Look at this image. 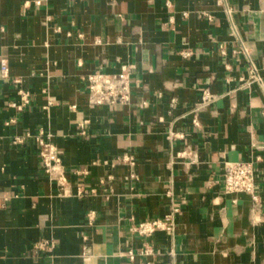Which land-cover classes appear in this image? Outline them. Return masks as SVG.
Returning <instances> with one entry per match:
<instances>
[{
    "label": "crops",
    "instance_id": "obj_1",
    "mask_svg": "<svg viewBox=\"0 0 264 264\" xmlns=\"http://www.w3.org/2000/svg\"><path fill=\"white\" fill-rule=\"evenodd\" d=\"M0 60V264H131V227L173 207L149 262L264 264V0H0ZM123 64L129 101L89 106L83 77ZM39 131L67 193L41 167ZM226 162L253 165L256 203L225 193Z\"/></svg>",
    "mask_w": 264,
    "mask_h": 264
},
{
    "label": "built area",
    "instance_id": "obj_2",
    "mask_svg": "<svg viewBox=\"0 0 264 264\" xmlns=\"http://www.w3.org/2000/svg\"><path fill=\"white\" fill-rule=\"evenodd\" d=\"M39 4V2H36ZM228 16L230 11L227 9ZM96 43L100 44V40H96ZM189 53H183V56H188ZM133 66L123 64L119 67V70L114 73H106L98 69L92 73L86 74L83 77L86 83L87 103L89 106H114L118 104L127 103L131 96V72ZM9 75V69L5 60H0V78L6 79ZM250 78L253 82L261 83V79L256 74L255 68L252 66L250 71ZM16 84H19V80H15ZM17 94L20 98L19 104H12L11 106L17 110H22L30 102V94L23 88H18ZM214 100V97L210 92L205 89L201 94V100L197 108H204L210 105ZM175 100L171 102L174 103ZM51 105V102H49ZM75 109V106H71ZM84 123L79 125L80 134L84 135ZM192 124L198 126L197 120L192 119ZM35 142L38 147V155L40 157L41 167L44 173L48 176L51 182H54L56 186L63 192L66 191L67 178L63 171L61 157L57 153V150L51 142V135L46 134L43 131H39L35 136ZM23 142L22 137H15L12 141L13 145H19ZM187 154L182 152L180 155ZM189 155H191L188 152ZM124 161L130 162L132 158L125 156ZM223 183L225 193H245L249 195L253 202L258 201V194L254 179V167L251 163L245 162H226L223 169ZM80 195V192H79ZM179 209L173 207L171 211L161 219H151L143 222H139L132 226L130 231L133 235L142 239V246L138 252H134L132 249L128 250L125 256L128 258L131 264H155L149 262L147 259L156 254L154 247L150 243V239L158 232H164L169 235L174 233L176 223L175 217L178 215ZM89 219H93V213L88 214ZM35 251H48L53 249V245L48 242L41 241L33 245ZM83 250L87 252L86 247ZM84 252V253H85Z\"/></svg>",
    "mask_w": 264,
    "mask_h": 264
}]
</instances>
